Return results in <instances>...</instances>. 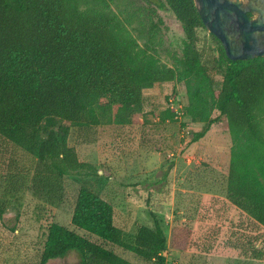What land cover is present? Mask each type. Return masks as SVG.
I'll list each match as a JSON object with an SVG mask.
<instances>
[{"label":"trees","instance_id":"trees-1","mask_svg":"<svg viewBox=\"0 0 264 264\" xmlns=\"http://www.w3.org/2000/svg\"><path fill=\"white\" fill-rule=\"evenodd\" d=\"M82 1L0 0V142L35 159L29 189L56 207L66 198L64 179L85 167L68 144L71 129L91 130L116 122L118 116L126 121L140 109L144 88L176 77L152 55L138 57L136 41L107 3L97 0L81 9ZM144 1L180 24L183 46L177 77L185 83L183 115L205 124L192 141L214 122L210 103L226 119L229 133L235 139L244 134L251 145L243 154L231 153L226 196L264 229V58L231 61L208 34L215 55L205 60L198 36L205 27L193 0ZM176 114L171 109L164 112L171 118ZM45 120L57 126L44 127ZM72 194L70 224L89 238L52 224L40 264L70 255H76L78 264H133L109 246L165 264L167 237L152 212L148 211L152 226H139L129 244L114 225L108 202L85 187H76ZM166 195L168 204V191ZM253 241L243 245V257L264 261V249L254 247Z\"/></svg>","mask_w":264,"mask_h":264},{"label":"rangeland","instance_id":"rangeland-1","mask_svg":"<svg viewBox=\"0 0 264 264\" xmlns=\"http://www.w3.org/2000/svg\"><path fill=\"white\" fill-rule=\"evenodd\" d=\"M102 1L118 14L136 41L138 57L152 55L174 70L176 77L144 88L140 109L126 121L118 116L116 122L91 130L71 129L68 144L85 167L64 179L68 188L60 207L47 204L29 189L35 159L0 142V264H40L52 224L89 238L70 224L76 187L91 190L112 206L114 225L129 244L139 226H152L148 211L152 212L167 237L162 252L165 264H264L242 255L249 239H254V247L264 249V229L256 227L226 196L231 153L243 154L252 147L244 134L235 139L229 133L226 119L210 103L209 117L214 122L198 141H192L205 124L183 115L185 83L177 77L183 46L180 24L144 0ZM95 2L83 0L80 8ZM208 34L206 29L198 31L205 60L215 55ZM167 109L177 114L168 117L164 115ZM56 124L43 122L44 127ZM261 125L264 130V115ZM167 191L168 204L164 202ZM108 248L133 264H155L123 249ZM47 264H78V259L70 255Z\"/></svg>","mask_w":264,"mask_h":264},{"label":"water","instance_id":"water-1","mask_svg":"<svg viewBox=\"0 0 264 264\" xmlns=\"http://www.w3.org/2000/svg\"><path fill=\"white\" fill-rule=\"evenodd\" d=\"M193 2L203 26L220 42L229 60L264 58V0Z\"/></svg>","mask_w":264,"mask_h":264},{"label":"flooded vegetation","instance_id":"flooded-vegetation-1","mask_svg":"<svg viewBox=\"0 0 264 264\" xmlns=\"http://www.w3.org/2000/svg\"><path fill=\"white\" fill-rule=\"evenodd\" d=\"M251 16V15H250Z\"/></svg>","mask_w":264,"mask_h":264}]
</instances>
